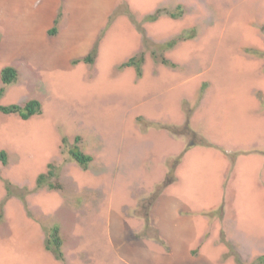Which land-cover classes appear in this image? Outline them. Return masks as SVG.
Returning a JSON list of instances; mask_svg holds the SVG:
<instances>
[{"label": "rangeland", "instance_id": "obj_1", "mask_svg": "<svg viewBox=\"0 0 264 264\" xmlns=\"http://www.w3.org/2000/svg\"><path fill=\"white\" fill-rule=\"evenodd\" d=\"M65 1L25 0L22 30L0 29V89L5 67L18 73L0 105L41 104L28 121L0 113V264H251L264 256V116L254 101L222 98L236 82H264V57L254 53H264V0H115L113 10L81 0L83 23L73 28L98 39L74 46L87 47L85 57L42 67L52 40L73 52L57 38L73 8ZM53 5L47 42L38 14ZM192 30L158 53L174 67L153 57ZM94 49V63L84 62ZM143 53L141 76L123 66ZM253 91L261 101L264 91ZM223 128L229 139L212 135ZM76 144L92 157L87 169L70 158ZM50 167L61 189L37 187ZM55 226L63 261L45 249Z\"/></svg>", "mask_w": 264, "mask_h": 264}, {"label": "crops", "instance_id": "obj_2", "mask_svg": "<svg viewBox=\"0 0 264 264\" xmlns=\"http://www.w3.org/2000/svg\"><path fill=\"white\" fill-rule=\"evenodd\" d=\"M23 1H25V0H19L17 2H16V0H0V9H5L8 12V13H5L3 16H0V29L1 30L4 29V31H6V29L7 30H9V29L13 30L16 28H18V30H22L21 21L26 15L29 16V14H30L27 7H25V2H23ZM65 2H67L68 5L73 7V8L66 9L68 12V18L66 20V23L64 24L65 25V28L63 29L64 32H62L61 35L57 36V38L59 39V37H60L62 39V37H63V40H62L63 42L67 40L68 44L66 43V47H69V45H70L71 48L73 49L72 50L73 52H68L65 49H62V51L59 50L57 47L58 42H56L55 40H52L53 43L51 44V47L52 48L56 47V50H55V52L52 51L51 53H49L47 50H45V52H42L40 54L41 55L40 59H39V57H38V59L41 61L40 63L42 65V67L43 66H45L46 68L49 66L57 67V65L63 67L65 62H67L68 60L70 61L73 58L85 57L88 54L89 50H86L87 47H83L82 51L79 52V50H77V48L80 49L82 47L80 43H82L84 41L85 42L88 41L87 44L94 43V42H96V40L99 37V35L97 34V31L95 34H92L91 31H89L86 28L83 30L84 32L77 31L73 28L75 26L80 27V25L83 23L82 20L76 15L78 12V8L80 7L78 5V3H80L81 0H72V1L66 0ZM86 2H91L92 5L94 4L96 6H99L102 9H107L108 7H111L113 10L115 8V5H116L115 0H86ZM16 7H18L19 9H16ZM57 10H58V6L53 5L48 13L42 14V15L38 14V18L40 21V28H41L39 35L43 37L42 40L50 42L46 39V32L43 30V27L46 23L52 21V19L56 16ZM25 11H26V14H25ZM9 15H11L12 17ZM151 15H153V14H151ZM151 15H148V16H151ZM104 16L109 17L108 14H104ZM148 16H146L145 19ZM95 17L100 18L99 16H95ZM104 21H105V19L102 20V22H104ZM102 22L101 23H100V21L98 22L97 30L103 26ZM51 28L52 27H50V29ZM72 29H74V33H76L77 35L75 37H73V42H70L69 38H70V33H71ZM19 35L22 37V32H20ZM38 41H39V39H38ZM76 45L78 46L77 48H75ZM262 52H264V51H262ZM254 53L258 56L264 57L263 56L264 53H261V50L257 49ZM20 56H22V55H18L16 57V59L20 58ZM131 58H133V56L130 57L129 59H131ZM14 63L15 62H13V64ZM241 75H244V74H241ZM246 83H249V82H245V84ZM254 83H257V84L249 83L250 86H245V85H242L241 83L238 84L236 82V84L233 85V87H229V88H228V84H227L226 88L233 91L231 94L232 96L228 97V94H227L226 96H223L222 98H229L230 100H232V99H234V100L244 99L245 101H249L250 103H253V101H254V103L257 106V110H256L257 113L264 116V92H261V91H264V82L258 81V82H254ZM236 88L238 89L237 91H236ZM253 88L259 89L260 92L262 93L263 98L261 101H259V99H257L255 91H253ZM226 91H227V89H226ZM223 110H225V112H227L226 108H223ZM213 134L217 137H222V135H223L225 137H228L226 139L230 138V132H229V130H227L225 128H223V130H221V131L216 130V132H212V135ZM246 137L247 136H245V139H247ZM242 151H245V150H241L240 152H242ZM263 196H264V190H263ZM223 215L228 217V215L226 213H224ZM224 234H225L224 235L225 236V239H224L225 242L231 243V239L228 235V231H224ZM208 260H211V259H208ZM164 263H166L165 259H164ZM251 264H264V256H260V257L256 256L255 258L252 259Z\"/></svg>", "mask_w": 264, "mask_h": 264}, {"label": "trees", "instance_id": "obj_3", "mask_svg": "<svg viewBox=\"0 0 264 264\" xmlns=\"http://www.w3.org/2000/svg\"><path fill=\"white\" fill-rule=\"evenodd\" d=\"M162 12L157 11L155 14L148 16L145 20L147 21H155L158 18H160ZM170 17L176 18L178 15L176 13H169ZM56 34V30H52L50 32V36H54ZM194 31H190L187 34H182L175 39H172L171 41L167 42L166 44L162 45L161 47H157V51H153L152 55L155 59H159L160 62L164 65L174 67L172 63L167 61L164 57L158 56L159 51H164L166 49H171L173 48L178 42L185 41L188 39H192L194 35ZM1 38V35H0ZM148 42H146L147 44ZM149 45V44H148ZM164 49V50H163ZM264 56V55H263ZM96 57V49H94L84 60V62L88 64L94 63ZM145 62V54H139L134 56L133 58L129 59L123 66L124 67H132L136 70L137 75L141 76L142 75V67ZM18 79V73L17 70L12 67L8 66L5 67L2 72H1V81L3 84V87L0 89V96L3 95L5 91V87L8 85L14 84ZM0 113L4 115H17L21 120L23 121H28L32 117L36 115L41 114V104L37 100H31L27 102L25 105L21 106L18 104L10 105V106H2L0 105ZM79 142V138H76V143ZM69 155L70 158L75 161L81 168L87 169L89 164L92 162V157L86 155L79 147L78 144L74 145L72 148L69 149ZM0 160L2 163L5 165L7 164V157L6 153L4 151L0 152ZM54 167H50V170L48 174H41L38 179H37V187L38 188H43L46 187L48 189H61V185L59 183L55 184L53 182V179L58 176V174L55 172ZM8 194L11 195V191H9L8 187ZM1 209V207H0ZM62 246H63V240L60 235V229L58 226H55L45 243V249L49 252H51L54 257L59 260L63 261L64 256L62 253Z\"/></svg>", "mask_w": 264, "mask_h": 264}]
</instances>
